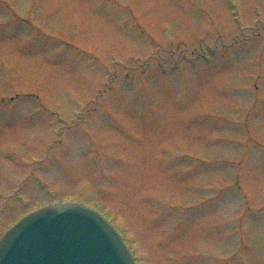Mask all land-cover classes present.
I'll return each instance as SVG.
<instances>
[{"label":"rangeland","instance_id":"374dc122","mask_svg":"<svg viewBox=\"0 0 264 264\" xmlns=\"http://www.w3.org/2000/svg\"><path fill=\"white\" fill-rule=\"evenodd\" d=\"M233 1L243 30L224 0H0V237L82 200L141 264H264V0Z\"/></svg>","mask_w":264,"mask_h":264},{"label":"water","instance_id":"95a60500","mask_svg":"<svg viewBox=\"0 0 264 264\" xmlns=\"http://www.w3.org/2000/svg\"><path fill=\"white\" fill-rule=\"evenodd\" d=\"M45 235L48 239L39 238ZM0 264L133 263L100 214L77 204H58L28 215L7 232L0 242Z\"/></svg>","mask_w":264,"mask_h":264},{"label":"bare ground","instance_id":"6f19581e","mask_svg":"<svg viewBox=\"0 0 264 264\" xmlns=\"http://www.w3.org/2000/svg\"><path fill=\"white\" fill-rule=\"evenodd\" d=\"M59 134V133H58Z\"/></svg>","mask_w":264,"mask_h":264}]
</instances>
